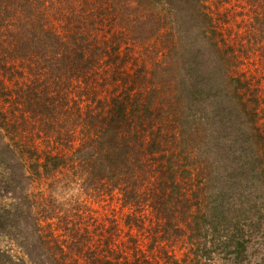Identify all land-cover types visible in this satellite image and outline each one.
Returning <instances> with one entry per match:
<instances>
[{
    "label": "trees",
    "instance_id": "obj_1",
    "mask_svg": "<svg viewBox=\"0 0 264 264\" xmlns=\"http://www.w3.org/2000/svg\"><path fill=\"white\" fill-rule=\"evenodd\" d=\"M246 48H264V0H0V199L21 198L0 203V264H129L93 210L106 200L129 232L136 214L191 239L205 199L224 203L231 178L205 189L218 169L236 176L230 215L264 225V128L240 145L194 107L246 87ZM13 162L41 192L14 185Z\"/></svg>",
    "mask_w": 264,
    "mask_h": 264
},
{
    "label": "rangeland",
    "instance_id": "obj_2",
    "mask_svg": "<svg viewBox=\"0 0 264 264\" xmlns=\"http://www.w3.org/2000/svg\"><path fill=\"white\" fill-rule=\"evenodd\" d=\"M216 3L217 2H215L214 5H216ZM219 11H222V8ZM176 43L179 47L185 48V44H188V40L184 37H180ZM195 47L194 44H191L187 46V49H194ZM181 53L183 54V52ZM243 53L244 57L240 61L242 68L240 73L246 74V78H250V83L248 84V81L244 89H235V87H231L227 96L210 97V99L201 101L199 104L194 105V107L199 110L195 115L198 117H210L212 122H216L218 125H220L219 121L222 116L228 117L230 125L234 122L232 128L236 131L235 137L239 136L247 141H243L240 145H247L249 137L252 134L251 129L254 123L257 124V120L260 123L257 124V126L264 128V48L259 50L246 48ZM216 54L219 56V53ZM182 58L185 60L184 56ZM199 71H202L201 67H199ZM249 90L252 91L250 92ZM253 97L256 98L259 104V107L257 109L255 108V111L253 108L255 115H250L249 111L243 114L241 104H243L246 110H249L253 106ZM237 117L244 119L245 126L243 129H238L239 119ZM12 165L16 168H12L11 176L8 172H3L5 187L9 185V183L6 184V181L10 176L13 182L16 181L14 185L19 189L25 187L27 191H32L31 193L34 195L35 193L41 192L39 189L43 185L38 187L36 186V182L33 181L30 183L31 185L28 186L29 183L21 175L22 169L17 167V162H13ZM218 171L220 175H216L215 173L210 176V180L206 182V190H209V187L213 188L214 182L217 179L223 182L231 178L232 182L225 184L226 189L224 190L223 198H217L219 202L224 201L223 204H220V207L216 205L214 196H208L203 202L205 212L195 220V227H197L199 231L196 229L195 236L191 237L192 244L190 238L184 235L182 236L181 232H176L175 230L173 231V236L159 238L158 234H155L153 231V225L150 224V222L140 224L139 221L136 220V214L134 213L131 222V224L133 223L132 229L131 232H129V229L125 226L129 211L126 209L123 211L121 209H116L113 212V210L109 208V200L103 202L102 207L96 204L93 205V210L99 211V220L105 218L110 220L115 219L119 225V231L114 232V235L118 234V236H114V238L108 240L111 248L120 253V257H126L129 264H134V260L138 257V264H186L189 262L191 264H264V225L260 224L259 226L250 227L245 224L246 226H242L241 224L245 221L246 213L236 217H232L237 215L236 213L230 215L229 206L231 205H229V203L233 204V202H236L240 204L241 202L233 198L237 191V183L235 182L236 176L228 171L225 172L220 169H218ZM17 197L14 195L10 196V194L6 195L5 193V196L0 199V203L2 205L14 206V204L19 203L21 200V198ZM97 200L98 199H93V201ZM255 201L256 200H254V202ZM111 202L113 205H118L115 201ZM258 203L264 204V201L262 202L259 200ZM113 205L112 207H114ZM119 206L120 205H118V207ZM251 211L253 212L250 214L253 215L254 213V217H256L257 214H255L256 209L254 206ZM21 212H23L21 215H24V213L27 214L24 206ZM146 214L151 219H154L150 211H147ZM175 218L177 219V217ZM240 227H242V231ZM129 233L132 235L133 240L129 237ZM107 235H113L112 230L109 231ZM236 240L240 243H244L243 249L236 246L234 242ZM136 245L143 255L136 256L134 254V246ZM136 253L139 254V251H136Z\"/></svg>",
    "mask_w": 264,
    "mask_h": 264
}]
</instances>
